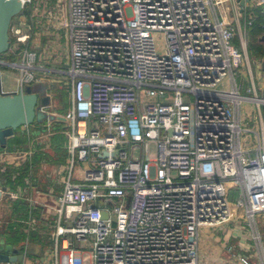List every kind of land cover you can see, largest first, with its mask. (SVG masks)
<instances>
[{
  "label": "built area",
  "instance_id": "2783aa9c",
  "mask_svg": "<svg viewBox=\"0 0 264 264\" xmlns=\"http://www.w3.org/2000/svg\"><path fill=\"white\" fill-rule=\"evenodd\" d=\"M22 2L21 15L32 0ZM66 7L71 156L42 264H199L200 229L230 223L235 208L264 264L257 226L264 130L255 153L245 149L240 114L251 102L263 125L264 88L259 95L252 73L247 94L238 81V70L250 68L247 28L264 18V0L244 8L238 0H66ZM224 7L237 24L243 18V33L221 16ZM14 20L9 35L20 60L1 63L19 71V91L44 82L30 33ZM32 127L21 128L30 135ZM77 162L85 165L82 182H74Z\"/></svg>",
  "mask_w": 264,
  "mask_h": 264
},
{
  "label": "rangeland",
  "instance_id": "374dc122",
  "mask_svg": "<svg viewBox=\"0 0 264 264\" xmlns=\"http://www.w3.org/2000/svg\"><path fill=\"white\" fill-rule=\"evenodd\" d=\"M55 5L56 1L54 0H32V3L26 6L24 14H20L15 17L13 27L17 28L19 26V22L24 23L22 25V32L30 33V39L27 41V43H29V49L38 53V63L51 70L49 76L44 74L46 79L50 80V82L47 83L49 85L47 95L50 97L51 103L46 111L54 115L64 116L72 107V94L69 84L70 78L66 74L69 69V65L67 63L68 50L66 47L65 30L63 27L66 16H64L65 11L61 4L56 8L58 12L54 14L55 10L53 9L55 8ZM35 9L36 13H34L33 19L27 21L28 14L25 12L30 11L32 14ZM49 10H53V16H49L47 14ZM232 15H234V12H231L229 15H225V20L230 23L233 22V26L237 27L238 30L241 28L243 33L245 27L243 18L241 19L240 24H237L232 19L234 18ZM29 26L32 28L30 29ZM32 30L33 34L31 33ZM34 31L39 33V35H35ZM54 34H57L58 37H55ZM10 38L12 42V51L9 52H13L17 48L16 39L13 32H11ZM245 40L247 42L246 48L248 51V43L250 41L248 35ZM35 43H40V47L36 48ZM234 44L237 47L241 46L239 36L237 41H234ZM4 57L5 54L1 56V58ZM44 58H46V61ZM19 60L20 59L18 58L16 63H18ZM0 72L2 73V76H0V81H2L3 90L7 93L18 92L19 71L15 68H12L11 66H2L0 67ZM37 75L40 76L38 71ZM262 82L264 83V79ZM220 88H227L226 80L221 84ZM157 101L158 99L156 98H148L146 100L147 104H152ZM254 111L255 106L253 103H245V105L242 107L243 114L251 116L252 112ZM62 123L63 124L58 125L55 122L50 123L46 121L40 125L38 129L30 128V135L26 134V137L29 140L28 144H23V146H21L16 153L10 150L0 153L2 154L0 156L3 159V162H0L1 167L6 169H14L16 167L26 169L28 167L27 170H29V172L31 171L29 176L27 175L28 177L26 178L25 184L18 187V191H7L3 193L0 198V235H4L6 232L5 230L10 224L15 222L20 225V234H23V238L19 245H21L20 247H22V250L28 251L30 254V260L37 263L40 258L44 256L46 253L45 251L50 252L53 248L51 229L48 228L49 230L47 231L49 233L43 235L42 228L39 229V226L36 224V222L40 221V218L43 215L51 219L53 217L52 215L48 216V208H44V212L41 210L42 207L40 208V206L42 203H39V198L43 193H45L43 191L47 190L48 193L49 191L51 192L56 190L58 186L62 191V178H64V176L67 174L69 157L71 156L67 147V131L69 130V128H67L68 124L65 122ZM53 127L58 128V135L64 136L61 149L65 153L66 158L63 163L59 164L53 163L57 157L55 155L56 152L54 150V145H52L51 142L53 136L57 132L56 130L54 131ZM25 132L26 128H19L16 135L19 137V139H22V135L24 136ZM242 143L243 147L248 149L246 146L248 143L246 142L245 136L242 137ZM8 144L12 146L13 143L10 141ZM17 144L19 143L17 142ZM152 152H154V147H152ZM40 154L42 157H44V155H49V159L45 161L46 159L42 158L41 156L38 158ZM135 156H139L138 151H136ZM84 169L85 165L82 162L76 163L74 170V182L83 181L81 174ZM58 183H61V185ZM229 199L232 203H235L238 199L237 192H230ZM20 202H26L27 205L29 204V206L32 207L29 210L27 217H24L23 214L20 216L22 219L14 217V215L21 214L19 211L18 213L15 211L17 210V206L21 204ZM234 210L239 221L242 220L245 222V214L243 211L238 208H235ZM19 219L20 222H18ZM257 222L259 224V228L264 234V216L262 214L258 215ZM205 234H208V230L207 228L202 227L200 229V237L202 236L203 238ZM5 240L6 239L4 238L0 240L1 252L12 254V252L15 250L19 251V249L16 248L11 242Z\"/></svg>",
  "mask_w": 264,
  "mask_h": 264
},
{
  "label": "crops",
  "instance_id": "0c3cea01",
  "mask_svg": "<svg viewBox=\"0 0 264 264\" xmlns=\"http://www.w3.org/2000/svg\"><path fill=\"white\" fill-rule=\"evenodd\" d=\"M54 1H56L55 8L53 9L55 10L54 14L58 12L56 8L60 6L61 4V6H63L64 11H65L64 16H67L66 0H54ZM53 10H49L47 14L49 16H53ZM34 13H36V9L30 15H34ZM220 14L224 18L225 15H229V9L227 7H224L222 11H220ZM30 17L31 16H28L29 21H30ZM34 34L39 35V33H36V31H34ZM54 35L55 37H58L57 34H54ZM35 47L36 48L40 47V43H35ZM11 55H12V52L8 51L5 57L1 58L0 61L6 60L5 61L6 63L7 61H9V57ZM44 59L46 61V58ZM251 62H252V65H251ZM263 63H264V59H251L250 68L248 65L245 64L238 70L239 72L238 81L240 84H242L243 94H247L246 88L251 83V73H252V75L254 76L255 84L258 88V94L262 95V90L264 88V83L262 82V80L264 79ZM37 65H38V72L40 73V76L42 75L41 76L42 82L49 83L50 80L46 79V76L44 74L49 76L51 70L47 69V67H45L44 65H41L40 63H38ZM257 77H258V80H257ZM4 92L7 93L6 91ZM245 103L249 104L251 102H245ZM245 103H243V105H245ZM242 107H241L240 114H241L242 126L243 128L246 127L244 129L247 130V132L244 135L246 142L248 143L246 146L248 150L252 151V153H255V150L257 149V145H258V135L261 134L262 129L264 130L263 107H262V122H263L262 126L258 122L259 115L256 111V108H255V111L252 112L251 116H249L247 114H243ZM10 139H8V142H10ZM6 150H10L16 153L19 150V148H12L11 145L7 143V146L5 149L0 148V153L4 151L6 152ZM0 162H3V159L1 156H0ZM18 168H21V167H18ZM18 168L16 167V169ZM3 169H6V168H3ZM63 181H64V178H62V186H63ZM58 184L61 185V183H58ZM2 188L4 187H0V190H2ZM7 191H12V190L9 188H6V191H4L3 193ZM43 192L45 193H43L39 198V203H42L40 208L42 207L41 210H43V212H44V208H48L49 210L48 216L52 215L53 217L51 219L43 215L40 218V221L38 220L39 222H36V224L39 226V229L42 228L43 235H46L49 233L47 230L51 229L52 221L55 218L54 208L57 206V198L59 197L62 191L60 190V187L58 186V188L54 191H51V192L49 191L47 193V190H45ZM27 206H28L27 211L32 208L31 206H29V204ZM20 213H23V211H21ZM20 219L18 222H20ZM257 226L261 234L262 241L264 243V234L259 228L258 222H257ZM204 228H207L208 234H205L203 238L202 236L200 237L199 235V245H198L199 264H242L240 261L241 257L247 258L250 264H261L260 257L255 249L254 241H252L251 239V229L247 226V224L244 221L242 220L239 221L236 215H234V219L228 224H225L217 228H210V227H204ZM1 239H3V237H1L0 240ZM14 246L19 249V254L23 255L24 257L23 258L24 263L20 262V263H14V264H42L43 261H45V263H49V255H48L49 252L48 251H45L46 253L44 252L45 253L44 256L40 258V260L37 263L35 261L32 262L30 260V256H29L30 254L28 253V251L22 250V247H20L21 245L19 246L14 245ZM230 247L232 248L231 251H229Z\"/></svg>",
  "mask_w": 264,
  "mask_h": 264
},
{
  "label": "water",
  "instance_id": "95a60500",
  "mask_svg": "<svg viewBox=\"0 0 264 264\" xmlns=\"http://www.w3.org/2000/svg\"><path fill=\"white\" fill-rule=\"evenodd\" d=\"M241 7L251 0H238ZM22 0H0V57L10 49V27L13 19L23 11ZM264 42V35L261 38ZM0 67L2 63L0 61ZM264 71V63H263ZM1 73V72H0ZM49 85L38 83L28 86L24 90L15 93H5L2 91V81H0V147L5 149L8 139L15 136L17 130L23 126L42 125L44 122H66L65 117L49 113L45 109L50 106L51 100L47 95ZM6 188L0 190V197ZM106 217V214H103ZM23 255L15 250L12 254L0 251V264L20 263Z\"/></svg>",
  "mask_w": 264,
  "mask_h": 264
},
{
  "label": "trees",
  "instance_id": "16d2710c",
  "mask_svg": "<svg viewBox=\"0 0 264 264\" xmlns=\"http://www.w3.org/2000/svg\"><path fill=\"white\" fill-rule=\"evenodd\" d=\"M26 14H28V16H30L31 12H25ZM247 35L249 38V43H248V55L250 59H264V42L261 41V37L264 35V18L263 16H260L257 18V20L253 23L252 26L247 28ZM237 38H235V41H237ZM11 42V40H10ZM12 46V42L10 47ZM22 49V46L20 47ZM19 48V50H20ZM18 50V51H19ZM8 53V52H7ZM6 53V54H7ZM5 54V55H6ZM1 59V57H0ZM17 56L16 55H11L9 57V61L10 62H17ZM56 124H63L62 122H55ZM40 126L35 125L32 128H36L38 129ZM54 128V127H53ZM58 128H54V131L56 130L57 132L55 133V135L52 138V145H54V150H55V155L56 160H54L53 163L55 164H59V163H63L65 161V153L63 152V150L61 149V145L62 142L64 140V136L62 135H58ZM17 133V132H16ZM23 133V132H22ZM26 133H24V136L22 135V139H19V137L15 134L14 137H12L10 139V141H12V148H20L21 146H23V144H28V139L26 137ZM17 142L19 144H17ZM1 148V147H0ZM43 154V153H41ZM41 154L38 156V158H40ZM42 157V156H41ZM44 159H46L45 161H47V159H49V155H44V157H42ZM41 158V159H42ZM49 162V161H48ZM51 163V162H50ZM28 167L26 169H21V168H14V169H3V167L0 166V187H6L9 188L11 190H17L18 191V187L22 186L25 184L26 182V178L29 176L30 172L29 170H27ZM28 175V176H27ZM235 192V191H231ZM21 204H19L17 206V210H15L17 213L18 211L21 212L23 211V213L21 214H17L14 215V217H20L22 214L24 215V217H27L29 210L27 211V204L26 202H20ZM6 232L4 233L3 236L0 235V238L3 237L4 239H6L5 241L11 242L12 244L18 246L23 238V234H20L21 232V227L20 225H18L17 223H12L10 224L7 229L5 230Z\"/></svg>",
  "mask_w": 264,
  "mask_h": 264
},
{
  "label": "flooded vegetation",
  "instance_id": "af4514ba",
  "mask_svg": "<svg viewBox=\"0 0 264 264\" xmlns=\"http://www.w3.org/2000/svg\"><path fill=\"white\" fill-rule=\"evenodd\" d=\"M3 194V193H2ZM2 196V195H1ZM1 198V197H0Z\"/></svg>",
  "mask_w": 264,
  "mask_h": 264
}]
</instances>
